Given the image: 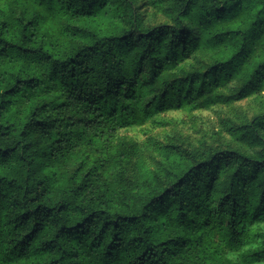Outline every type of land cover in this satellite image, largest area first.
<instances>
[{
    "label": "trees",
    "instance_id": "obj_1",
    "mask_svg": "<svg viewBox=\"0 0 264 264\" xmlns=\"http://www.w3.org/2000/svg\"><path fill=\"white\" fill-rule=\"evenodd\" d=\"M0 264H264V0H0Z\"/></svg>",
    "mask_w": 264,
    "mask_h": 264
},
{
    "label": "rangeland",
    "instance_id": "obj_2",
    "mask_svg": "<svg viewBox=\"0 0 264 264\" xmlns=\"http://www.w3.org/2000/svg\"><path fill=\"white\" fill-rule=\"evenodd\" d=\"M233 111L229 107L219 106L205 111H174L164 115L161 118L162 123H149L124 131L123 134L140 142L146 141L149 137H163L174 133H181L184 138L193 143L200 140L211 142L221 129L222 120L235 117ZM235 111L239 114L252 115L255 112V105L243 101L235 105Z\"/></svg>",
    "mask_w": 264,
    "mask_h": 264
}]
</instances>
